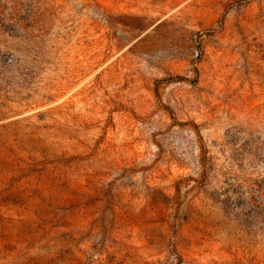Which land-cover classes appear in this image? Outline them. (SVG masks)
<instances>
[{"label":"rangeland","instance_id":"rangeland-1","mask_svg":"<svg viewBox=\"0 0 264 264\" xmlns=\"http://www.w3.org/2000/svg\"><path fill=\"white\" fill-rule=\"evenodd\" d=\"M0 264H264V0H0Z\"/></svg>","mask_w":264,"mask_h":264}]
</instances>
